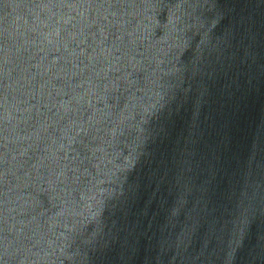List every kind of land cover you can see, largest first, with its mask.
Masks as SVG:
<instances>
[{
	"label": "water",
	"instance_id": "1",
	"mask_svg": "<svg viewBox=\"0 0 264 264\" xmlns=\"http://www.w3.org/2000/svg\"><path fill=\"white\" fill-rule=\"evenodd\" d=\"M0 264H264V0H0Z\"/></svg>",
	"mask_w": 264,
	"mask_h": 264
}]
</instances>
